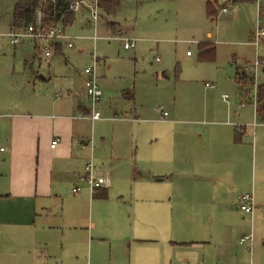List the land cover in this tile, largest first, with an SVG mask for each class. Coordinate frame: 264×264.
<instances>
[{"label":"rangeland","instance_id":"1","mask_svg":"<svg viewBox=\"0 0 264 264\" xmlns=\"http://www.w3.org/2000/svg\"><path fill=\"white\" fill-rule=\"evenodd\" d=\"M84 1L79 8H72L75 16L72 24L64 25L69 26L66 29L69 35L78 37L76 45L63 47L62 53H54L49 64L34 55V41L25 39L13 45L0 34V88L3 87L2 91L9 96L10 113H28L36 109L35 102L30 101L38 95L57 99L61 92L60 98H63L68 84L81 83L84 68L92 66L93 55L97 56L95 67L102 91L98 104L101 115L122 118L114 122L97 120L87 127L94 165L108 180L106 197L92 199L99 210H110L122 204V196L124 211H128L129 192L144 193L135 179L152 175L156 163L151 147L158 135L169 133L178 138L185 130L211 129L230 134V127L223 125L231 121L227 111L240 102L247 106L243 121L254 120L257 125L246 128L250 132L254 128L259 134L264 133V122L253 115V84L243 85L234 78L236 67L252 62L256 55L264 61V38L258 47L248 44L258 25L264 27V18L257 11L259 4L260 9L264 8V0L237 4L229 0L214 1L218 13L213 18L206 14V0H121L115 16L99 17L95 30L88 10L91 1ZM225 4L226 10H220ZM11 6V0H0L4 13L0 32L9 28ZM208 32L210 37H207ZM125 38L133 40L132 47L123 48ZM206 40L212 42L214 56L199 59L198 42ZM39 54L42 56L41 51ZM262 73L259 72L255 79L252 77L250 82L264 84ZM40 74H48L50 78L44 80ZM223 94L228 96L227 100H223ZM23 102L25 106L19 108ZM160 110L167 112L166 120L161 119ZM0 147L5 150L2 156L6 158L7 143L2 141ZM211 149L214 151L216 147ZM112 150L118 158L110 161ZM36 158V153L32 157L25 152L19 153L15 164L21 168L36 162ZM254 162L250 145L248 172L244 163L242 185L236 187L239 194L252 192ZM3 165H0V173L6 179L11 165L8 160ZM172 185L177 187L174 182ZM70 187L60 183L59 195L69 200L74 196ZM230 189V185H226L215 193L206 186L194 195L172 199L174 206L180 203L181 213L187 220L185 236L204 242L186 249L193 250L196 260H202L201 264H220L218 244L223 234H228L224 222L227 223L228 215L232 214L229 213L232 199L227 193ZM84 193L81 190L77 196ZM81 225H86V220H82ZM236 238L233 233L230 241L236 244L235 253L239 259L230 264H264V245L260 240H254L249 250L247 245L238 244ZM106 255V250L100 251L93 264H100ZM227 255L233 257L232 253Z\"/></svg>","mask_w":264,"mask_h":264},{"label":"crops","instance_id":"2","mask_svg":"<svg viewBox=\"0 0 264 264\" xmlns=\"http://www.w3.org/2000/svg\"><path fill=\"white\" fill-rule=\"evenodd\" d=\"M223 7L226 8V4L220 10ZM214 9L217 17L216 6ZM259 9L260 4L258 15ZM74 19L75 16L72 22ZM2 20L4 13L0 22ZM97 23L98 20L93 22L94 30ZM63 27L65 31L68 28ZM8 30L0 34L8 38ZM207 37H210L209 32ZM77 40L76 36L73 46ZM202 42L212 46L207 40L198 43ZM248 44L253 45L250 40ZM63 47H66L63 43L58 44L53 53H62ZM33 50L39 61L51 62L52 58L46 61L38 55L40 49L35 43ZM32 58L34 60L35 56ZM242 69L243 65L236 67L237 71ZM39 76L44 80L50 78L48 74ZM68 85L63 98H60V91L57 99H47L36 93L38 96L30 101L35 102L36 109L28 113H10L9 96L2 91L3 87L0 88V143H7V159L3 158L5 150L0 147V165L6 160L11 165L8 178L0 173V264H93L102 250H106L107 255L100 264H201L202 260H196L194 251L186 249L196 248L204 242L185 236L187 220L181 213L180 203L174 206L172 199L194 195L206 186L215 193L226 185L231 188L227 193L232 199L229 212L232 214L228 215L227 223L224 222L228 234H223L218 244L220 264L239 259L235 253L236 244L230 241L233 233H236L237 243L247 245L249 250L254 240H260L264 245V133L259 134L252 127L250 132L246 128L247 125L254 127L256 122L243 121L247 107L243 102L227 111L231 121L223 125L230 127V134L211 129L185 130L178 138L169 133L158 135L151 147V156L156 163L152 175L135 179L144 193L129 192L131 196L126 198L130 204L128 211H124L122 196V204L114 205L110 210H99L92 199L106 197L105 184L96 188L99 196H93L88 185L78 179L84 172L83 161L92 158L93 145L91 147L87 127L97 120L114 122L122 118L104 117L101 112L97 120L76 117L79 112L87 111L88 98L82 81ZM25 104L21 103L19 108ZM160 111L161 119L166 120L167 112L163 116L165 110ZM254 113L256 116V104ZM54 138L58 142L51 147ZM250 145L255 159L251 177L254 209L247 213L239 208L241 194L236 187L242 185L244 163L248 172ZM24 152L28 157L36 153V162L19 168L15 160ZM115 156L112 150L110 161L118 158ZM173 182L177 187H173ZM60 183L71 187L77 184L81 189L69 201L58 193ZM81 190L85 193L77 196ZM82 220H86V225H81ZM251 229L252 242L240 243V237ZM228 252L233 254L232 258L228 257ZM183 253L184 258L180 257Z\"/></svg>","mask_w":264,"mask_h":264},{"label":"built area","instance_id":"3","mask_svg":"<svg viewBox=\"0 0 264 264\" xmlns=\"http://www.w3.org/2000/svg\"><path fill=\"white\" fill-rule=\"evenodd\" d=\"M85 1L84 0H74V2L70 3V8L77 9L79 8ZM223 10L226 8L223 7ZM90 16L94 23L98 20V7L96 5V1L93 0L89 5ZM260 14V12H259ZM258 23V22H257ZM6 35L9 38V41L13 45L19 44L23 39H30L34 41L35 45L40 49L42 53V57L49 61L55 49V46L63 43L66 47H71L75 43V36L69 35L64 27L61 24L56 25H46L42 22L41 17L38 15L35 20L26 26L23 27H14L12 24L10 25L9 30L6 32ZM95 37V36H94ZM264 38V27L259 26L256 28L253 33L250 42L258 47L262 44V39ZM134 44L133 40L126 39L123 42V48L128 49L132 47ZM190 52L187 51V54ZM97 60V56L93 55V65L85 67L83 70L84 78L82 80V88L83 91L88 98V108L86 112H79L76 117L84 118L87 117L90 120H97L100 118V111L98 104L101 99L102 91L98 84V78L96 75L95 63ZM264 66V61L259 55H256L252 62L247 63L243 66V71L246 72L253 79L257 78L258 73L262 72V67ZM256 82V81H255ZM254 87V104H256V94H257V84L252 83ZM206 86H210L209 83H205ZM223 100H227L228 96L226 94L222 95ZM166 111H162V115L164 116ZM58 142L57 138H54L50 146L53 147ZM83 170L84 172L78 177L79 181L85 182L88 185V188L91 191H94L101 184H106L107 179L103 176V174L96 170L94 162L92 158H87L83 161ZM81 187L77 184H74L71 187V192L73 194L77 193ZM239 208L244 212L252 213L254 209L253 196L252 193L246 192L239 196L238 201ZM264 209V208H263ZM251 228H252V220H251ZM253 239L252 229L248 234H245L240 237L239 242H249L251 243Z\"/></svg>","mask_w":264,"mask_h":264},{"label":"trees","instance_id":"4","mask_svg":"<svg viewBox=\"0 0 264 264\" xmlns=\"http://www.w3.org/2000/svg\"><path fill=\"white\" fill-rule=\"evenodd\" d=\"M11 10V24L14 27H23L33 22L39 15L42 22L46 25L61 24L62 26L68 25L74 18L73 10L70 8V3L74 0H12ZM93 1V0H89ZM99 10L98 18H106L115 16L119 9L121 0H95ZM144 1V0H137ZM231 3L245 2L248 0H229ZM206 13L210 17L215 14L213 3L207 1ZM260 14L264 18V8L259 9ZM58 48V45L55 47ZM198 58L199 59H212L214 56V47L207 45L205 42L198 43ZM264 74V66H263ZM235 80L241 82L243 85L252 84L250 77L243 70L235 71ZM256 117L264 122V84L257 85L256 94ZM93 192V196H99L97 189Z\"/></svg>","mask_w":264,"mask_h":264}]
</instances>
